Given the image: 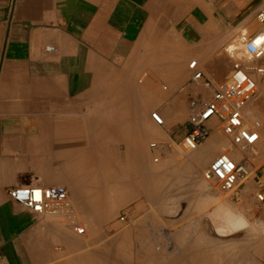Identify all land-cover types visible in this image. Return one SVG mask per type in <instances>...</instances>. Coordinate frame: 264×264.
Returning <instances> with one entry per match:
<instances>
[{"label":"rangeland","instance_id":"obj_1","mask_svg":"<svg viewBox=\"0 0 264 264\" xmlns=\"http://www.w3.org/2000/svg\"><path fill=\"white\" fill-rule=\"evenodd\" d=\"M251 24L258 23L253 19L245 26L225 24L227 30L223 28L215 47L207 50L213 69L206 75L214 85L226 83V80L217 82L216 75L230 77L235 58H230L226 47L235 44L242 30ZM173 52L169 58L175 64L165 67V73L164 67L157 65L155 49L147 51V71L117 67L115 72L114 67H105L101 81L96 82L85 99V112L70 115L75 127L71 131L76 135L54 144L53 160L47 159L45 144L39 145L40 176L33 178L35 182L31 184L65 187L74 211L71 220L45 218L46 222L61 227L54 242L53 260L48 264H264V216L254 205L251 194L235 199L204 182L202 173L209 164L196 175L186 168L191 154L184 153L177 144L192 110L191 94L203 89L190 82L188 63L195 60L201 64L198 58L189 55L190 48ZM185 54L188 57L183 72L176 63ZM236 59L237 63H243L244 58ZM199 70L203 71L201 66ZM259 81L258 97L250 102L255 109L250 116L244 110L249 125L255 120L264 121V78ZM207 97L205 94L204 98ZM153 112L164 119L162 127L150 119ZM218 129H214V135L219 152L212 160L223 153L221 148L242 158ZM145 130L155 136L147 137L141 145L140 136ZM154 142L172 147L178 157L159 158L154 163L149 150ZM66 150L69 156L64 155ZM256 152L258 155L251 162L261 172L264 140ZM126 169L132 170V178L122 175ZM100 173L106 176H99ZM51 178L53 181L48 182ZM213 190L226 206L242 214L247 221L245 228L236 229L234 222L232 232L219 231L221 220L211 214L215 213L217 202L207 199ZM78 191L84 199L74 198ZM73 223L83 227L85 234L76 235Z\"/></svg>","mask_w":264,"mask_h":264},{"label":"crops","instance_id":"obj_2","mask_svg":"<svg viewBox=\"0 0 264 264\" xmlns=\"http://www.w3.org/2000/svg\"><path fill=\"white\" fill-rule=\"evenodd\" d=\"M263 7L264 0H0V264L53 260L61 227L14 204L7 190L34 185L33 178L40 176L39 145L45 144L47 159L53 160L54 144L76 135L70 115L85 112V99L105 67L147 71V51L155 49L165 73V67L175 64L169 58L173 50L187 47L210 80L206 74L213 62L207 50L227 30L225 24L245 26ZM48 47L53 51L47 52ZM187 57L181 55L176 63L183 72ZM225 76L215 80L221 83ZM201 91L196 89L191 98L209 97ZM215 126L208 125L213 131ZM213 131L189 156V173L196 175L219 152ZM149 136L155 134H141V145ZM156 154L167 160L178 157L164 143ZM122 175L132 178L133 172L126 169ZM74 198L85 196L78 191Z\"/></svg>","mask_w":264,"mask_h":264},{"label":"built area","instance_id":"obj_3","mask_svg":"<svg viewBox=\"0 0 264 264\" xmlns=\"http://www.w3.org/2000/svg\"><path fill=\"white\" fill-rule=\"evenodd\" d=\"M255 20L260 25L258 33L262 36L258 33L252 37L242 32L239 34L238 41L249 65L235 61L228 85H214L204 79L195 60L188 65L190 82L202 86L209 92V97L199 95L191 98L192 110L186 121L187 129L177 146L186 154L195 152L211 135L212 130L208 125L214 120L219 132L243 157L225 152L219 154L202 173L203 180L235 199L245 193L251 194L254 205L264 216V170L259 172L251 162L257 156L255 150L264 136V121L255 120L249 125L244 116L245 107L258 97L251 73L259 79L264 78V65L260 64L264 61V7L258 10ZM46 51L51 52L53 48L48 47ZM150 119L156 126L164 125V119L157 112L151 113ZM159 148L160 145L155 142L149 145L154 163L159 161L156 154ZM36 191L41 193L39 200L34 197ZM7 196L14 204L41 218L62 217L71 220L74 217L68 191L62 186L19 185L9 188ZM123 220L121 217L120 221ZM73 226L76 235L85 234L83 227L74 223Z\"/></svg>","mask_w":264,"mask_h":264},{"label":"bare ground","instance_id":"obj_4","mask_svg":"<svg viewBox=\"0 0 264 264\" xmlns=\"http://www.w3.org/2000/svg\"><path fill=\"white\" fill-rule=\"evenodd\" d=\"M258 25V24H257ZM257 25H253L252 24V26H250V28H249V30H247V31H242V33H244V34H246L247 36H249V37H252L253 35H255L256 33H258L260 30H261V28H260V25H258V27H257ZM250 31L252 32V33H250ZM258 35L261 37L262 36V34H260V33H258ZM243 47L241 46V44L239 43V41H237L235 44L233 43V44H230V45H228V47H226V52L229 54V56H230V58H232V59H234L233 60V65H235L236 63H235V61L237 60L236 59V57H240L241 59H243L244 58V60H243V63L246 65L247 64V66L249 65L248 63V58H247V56L243 53ZM255 64V63H254ZM251 77L254 79V81H255V86H256V90H257V88H258V84L260 83V79H259V77H257V75L256 74H254V73H251ZM225 80H226V85H228L229 84V75H226L225 77ZM255 109V107H254V105H250V103L245 107V113L247 114V116H250L251 114H252V111ZM245 116V115H244ZM245 119H246V117H245ZM212 122H214L215 123V121L214 120H212L211 121V123ZM218 127V126H217ZM216 127V128H217ZM216 128H214V129H216ZM212 131H213V129H212ZM216 133V131L214 130L213 131V135ZM212 135V134H211ZM210 137V136H209ZM264 138V136H262V138H261V140H260V142H259V144H258V146L260 145V144H262L263 143V139ZM208 140V139H207ZM206 142V141H205ZM223 151V150H222ZM255 153H256V155H258V152H256V150H255ZM191 154V153H190ZM187 159V158H186ZM191 167V166H190ZM193 169V168H192ZM202 180H203V178H202ZM204 181V180H203ZM204 182H206V181H204ZM208 183V182H207ZM207 199H209V200H212L213 202H217V205L218 206H216L217 208H216V210H215V213H211L212 214V216L214 217V218H219V220H221L220 222H221V224H220V226H219V231H221L222 233H230V232H232V230H234L235 228H233L232 227V225H233V223L234 222H236L237 223V227H236V229L237 228H239V229H242V228H245L246 226H247V221L244 219V217L242 216V214H240V213H235L233 210H231L230 209V205L229 206H226L225 204H224V202L220 199V197H219V195L215 192V190H213V191H210L209 192V195H208V198ZM248 211V210H247ZM251 211V210H250ZM214 214V215H213ZM250 214V213H249ZM216 222V221H215ZM218 222V221H217ZM220 222H218V225H219V223ZM216 225V224H215ZM213 226V225H212ZM217 226V225H216ZM215 226V227H216ZM214 227V226H213ZM218 255V254H217Z\"/></svg>","mask_w":264,"mask_h":264},{"label":"snow or ice","instance_id":"obj_5","mask_svg":"<svg viewBox=\"0 0 264 264\" xmlns=\"http://www.w3.org/2000/svg\"><path fill=\"white\" fill-rule=\"evenodd\" d=\"M34 197H35L36 200H39L41 198V193L39 191H36L34 193Z\"/></svg>","mask_w":264,"mask_h":264}]
</instances>
